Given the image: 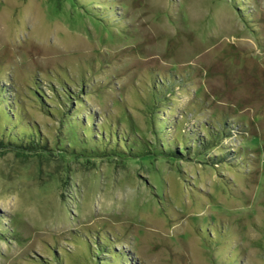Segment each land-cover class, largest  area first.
<instances>
[{
  "label": "rangeland",
  "instance_id": "obj_1",
  "mask_svg": "<svg viewBox=\"0 0 264 264\" xmlns=\"http://www.w3.org/2000/svg\"><path fill=\"white\" fill-rule=\"evenodd\" d=\"M80 2L0 0V86L49 149L0 151V264H93L108 247L135 264H264V0ZM61 81L84 103L73 119L117 128L109 151L71 149L36 101ZM158 101L183 131L226 128L209 155L227 163L163 154Z\"/></svg>",
  "mask_w": 264,
  "mask_h": 264
},
{
  "label": "trees",
  "instance_id": "obj_2",
  "mask_svg": "<svg viewBox=\"0 0 264 264\" xmlns=\"http://www.w3.org/2000/svg\"><path fill=\"white\" fill-rule=\"evenodd\" d=\"M87 3H89V0H86V2H80L82 5ZM236 6L239 8L240 5L237 4ZM237 12L240 15L242 13L239 9H237ZM99 18H101L105 24L110 23L108 18H106V20L102 17ZM241 19L244 22L249 20L248 17H241ZM163 83H154L153 89L155 88V94L161 92L163 89L162 87L166 85L165 81H163ZM68 84V81H66V83L62 81L59 82V89L52 91L53 96L51 99H48V101L41 93L40 89H38V86L33 87V95L36 101L44 107L43 110H45L47 115L59 116L58 118H61L60 121L62 122V127L69 133L68 137L65 139L69 140L67 144L71 149L75 148V142L77 143L76 140L78 139V142L85 143L86 145L90 142L95 144L99 153H101L100 149L109 151L110 146L112 145L108 142L109 138L107 134L110 132L113 133L117 128L114 127V125L112 126L110 124V118H106L105 116L104 122L98 121L95 123L93 122V116L87 115L86 117L90 120L91 124H93L90 126H88V120L79 119L78 117L73 119L75 115L74 113L78 112V110L81 109V105L84 103L81 100L79 93H76V91H74L75 93L71 92L70 88L72 87ZM12 96L13 92H8L6 88L0 86V151L15 149L22 153H47L49 149L46 145H43L44 143L40 130L34 126V124L24 121L23 105H21L19 100L15 98L13 99ZM46 101L55 105L59 104L58 107H55L57 113L51 111L52 109L49 110L50 108L47 106ZM73 102L75 105L77 104L78 107L73 108ZM160 102L161 101H158L153 104L154 107L151 108V116L149 117L151 120L153 138L163 154L167 147L171 152V155L179 162L194 161L208 167L223 166L227 163L226 156L229 153L214 155L212 157L209 155L224 141V139H226V128L205 123L198 128L199 134H202V136L195 133L194 130L183 131L180 129V120H177L175 123H169L170 118L173 116L172 114L165 116L166 119L161 121L163 118L156 111L157 105H159ZM168 125L170 128H175L176 132L173 133V131H169V127H167ZM118 133L120 134L122 132L119 130ZM125 135H127V140L131 138L130 135ZM127 140L126 143L129 144ZM118 143V149H115V151L123 154L125 150L121 148L120 137ZM125 154L135 155L132 150H127V153ZM102 250L104 252L103 258H100L98 261L97 258H95L92 260L93 264H117L115 262H118L119 260L121 261L119 264H135L126 260L124 257H120V254L115 255L111 253L109 247L105 249L103 248Z\"/></svg>",
  "mask_w": 264,
  "mask_h": 264
}]
</instances>
